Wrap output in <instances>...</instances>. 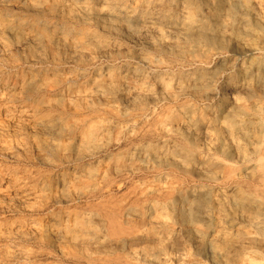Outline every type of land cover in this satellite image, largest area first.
<instances>
[{
    "label": "rangeland",
    "instance_id": "374dc122",
    "mask_svg": "<svg viewBox=\"0 0 264 264\" xmlns=\"http://www.w3.org/2000/svg\"><path fill=\"white\" fill-rule=\"evenodd\" d=\"M177 19H178V16H177ZM203 19L204 18H200V20H203ZM204 21H205V19H204ZM123 23L124 22H122V24L119 23V27H120L119 33L121 36V37L119 36V38H117L118 36L110 35V34H107L106 32L104 33V31H102L100 28H98L95 25H93L94 27L92 25H91V27H89L92 32H95V33L99 34L100 36L102 35L101 37L104 36L103 38H106V40H108V41L110 40V42L112 43V45L115 48L116 47L119 48V49L116 48L114 52H112L111 54L109 53L108 55L107 54H94L91 58H89L91 61L89 59L87 60L85 58L84 59L80 58L78 61L71 62V63H67V62H63V61L54 63V61L50 60L49 59L50 57H49L48 59L45 58L49 61V63L47 60H46L47 62L44 61L45 62L44 63L43 62L44 59L39 61L40 63L37 61H33V62L30 61L29 62V60H25L28 57L27 51H23L21 49L19 50V48H17V46H15L11 42L12 40L10 39V37L7 34H6V36H3V37L0 36V41L4 42L3 45H2V43H0V46L1 47L3 46L2 48L0 47V58L2 55V58L0 60V64H1L0 65V86H3V88L1 90L5 89V88L8 89L10 91L9 95L12 96L14 89L18 91L21 80L23 78L28 77L30 74H36V73L46 77L47 79H53L56 76L64 77V76H68V75H73L77 79L79 77L78 81L81 85L89 86L95 80H102L103 79V81L104 80L108 81L106 74H104V73L107 71H111V69H112V71H118L120 69L125 71V70H128V68L131 70V69H134L135 67H136L135 69L138 70L139 76L144 75L145 77H147L146 81L148 79H150V80H148L147 83H145L143 80H140L136 76L131 75V77L133 78V81H132V78L130 77V75H128L125 78V80L123 81V84H124L123 87H125V88L137 87L138 88L144 84L145 85L151 84L154 86V88L155 87L157 88V86L153 83V79H154V77H156V73H157V76H160V77L162 76L161 78H164V79H167V78L171 79V78H178V77H185V76L186 77H190V76L196 77L197 75H199L200 73L205 71L206 70L205 68L207 67V70L217 71L216 76L213 79V85H212V91H213L212 93L213 94H212V96L209 95V96H205V98H204V97L197 96V95L191 94V93H179L178 91H175L174 92L175 93L174 98L173 97L172 98L166 97L165 98L166 100L165 99L161 100L163 103H161V101L160 102L159 101H155V102L154 101H144L141 105L139 104L138 106L133 105L134 99H132V98H130L131 100L129 98L127 100L126 99H124V100L123 99L105 100V99L97 98V100L95 99L92 102L93 109H84V108L77 109V111H79V115L77 117H74L73 115H71V113H69L68 108H61V107L55 108V106H53V103H54L53 101H55L56 95L59 94V92H62L64 87L57 89L58 93L53 92L54 89H52V92H49V91L45 92L44 91V92H40L38 94L37 93L30 94V95H27L26 97L24 96V98H22L21 100L12 99L11 103L5 104L4 106H6V108H9L10 110H14L15 109L14 106H17V107H16V110L13 111V114L11 116L13 118L15 117L14 118L15 121H14V119H12V121H11V120H8V118H6L4 116H0V120H1L0 125L3 127V130L0 131V137H1L0 138V156H1L0 157L1 158L0 159V190H1L0 191V208H1L0 209V213H1L0 214V250L2 251V252L0 251V260H1L0 264H17V263L18 264H20V263L21 264L22 263L23 264H52V263L53 264H103L107 261H115V262H119L121 264H146V262H147V264H153V263L154 264H157V263L162 264V263L154 261L156 256H155V253L152 252V250L158 246H163L166 253L169 255L171 261L168 262L167 264H188L189 262H190L189 264H255V263L256 264H264V261H263L264 260V244H262V245L261 244H253V243H250L248 241L243 240V237L255 236L258 233L257 223H258V221L264 222V220H263L264 216H256L253 213V211H251V210H238L235 206V203H234L236 198H238V194H239L238 190L240 188H244L245 190L248 189V191H251V190L253 191V189L255 188L254 191H256V192L258 191V193H261V192L264 193V184H262L260 181L258 182V178L256 179V177H254L253 175H248L249 173L247 171V168L257 164V162L259 160V156H257V154H255L253 152L252 147H250V146L247 147V145L242 140L237 139L240 137H236L235 138L236 140H234L231 137V135L229 134V132L227 130V124L224 122V119L228 115L226 110H228V108L230 106L227 103H226V105H224V103H225L224 94H225L226 90L223 88V86L228 87V84L230 81L236 80L241 75L242 71L246 68V66H248L249 64H251L255 61H258L260 59L264 60V56H263L264 50L261 52L262 54L258 53L257 55H254L256 57L246 56L244 58V56L237 54L238 53L237 51L240 50L239 45H241L242 43H245L243 41H248L249 43H253V41H250V39H248V38H245V39L240 38L239 39L237 34H236L237 33L236 31H238V29L241 26L236 25L234 27H230L231 30H227L226 31L227 33L225 32L226 34H223V41L225 42V44L226 43L227 44L225 46H222V48L219 47V49H218V46H213L215 48L214 49L213 47L207 46V47H199L200 48V50H199V48L196 47L195 44L194 45L190 44L187 46V48H185L187 51L186 55L184 57H181L179 60L178 57L168 56L164 52H162V51L160 52V50H156L155 48L150 47L149 43L152 40V38L149 35H151V34L148 35V33L144 32V31H142L143 33L140 32L138 26H136V25L129 27L126 23H124V24ZM125 24H126V26L124 27ZM74 28H75V30H81V29H83V26L81 27V25H79V26L74 25ZM235 28H237V30ZM233 29H235V30H233ZM133 30H135L134 31L135 35L132 34ZM163 31L165 32L166 29H164ZM125 32H127V33L125 34ZM129 35H131V36H129ZM108 36L111 37L112 39L109 38ZM122 36H124V37H122ZM134 36L136 37V39L134 38ZM139 37L144 38V39H140ZM127 38H128V40H127ZM145 38H147V39L145 40ZM129 40H131V41H129ZM136 40H138V41L136 42ZM118 42H119V44H118ZM134 42H135V44H134ZM235 42H236V44H234ZM115 43H117V44H115ZM140 44H141V46H140ZM9 45L11 46L10 48H9ZM263 46H264V41H262V48L264 49ZM150 48H151V50H150ZM232 48H233V50H232ZM5 49H6V51H5ZM185 49H184V51H185ZM187 49L190 51H188ZM127 50H129V52ZM130 50H133V52H131ZM205 51H207L208 54ZM211 51H212V53H211ZM22 52L25 55L21 54ZM188 52H190V54ZM201 52H203V53H201ZM219 52H221V53H219ZM15 53H17V54H15ZM192 53L194 55H192ZM13 54L15 56H13ZM139 54L143 55V56H140ZM21 55L25 59L23 57H21ZM99 55H101V56L98 57ZM144 55L146 56V58L148 57V59L151 60L152 64H150V67L145 66L142 63V59L144 58ZM188 55H190V58ZM16 57H17V59H16ZM109 57H110V59H109ZM201 57H203V58H201ZM217 57L219 58V60H217L218 59ZM94 58H96V60ZM164 58H168V59H164ZM81 59H82V62H81ZM93 59H94V61H92ZM189 59H191V60H189ZM167 60H168V62H167ZM236 60L242 61L241 63H242V66L244 69L242 68V66H234ZM138 61L141 63H139ZM189 61H191V62H189ZM205 61H207V62H205ZM3 62H4V64H3ZM203 62H205V63H203ZM30 63L31 64L33 63V64L30 65ZM156 63H158V64H156ZM12 64H15V65L13 66ZM66 65H69L71 68H69V66H66ZM85 65H87V66H85ZM202 65H204V66H202ZM76 66H77L78 70L76 69ZM98 66L101 68H99ZM171 66H172V68H171ZM192 66H193V68H192ZM224 66H225V68L227 67L226 70H225V68H223ZM18 67H19V69H18ZM156 67H158V68H156ZM185 67H187V69ZM68 69H69V71H68ZM99 69L100 70L102 69V70L99 71ZM19 70H21V71H19ZM98 71H99V73H98ZM68 72H71V73H68ZM81 72H84V74L86 73L85 74L86 78L84 77L83 73L81 75ZM164 73H165V75H164ZM90 74H91V76H90ZM96 75H98V76H96ZM16 76H17V78H16ZM99 76H101V77H99ZM127 78H129V79H127ZM223 79H225V80H223ZM7 87H9V88H7ZM244 93L246 94V96ZM44 94H45V96H44ZM48 94H49V96H48ZM236 96H237L238 104H234V107L239 106V105L240 106L242 105V107H243V105H244V108L246 109V111L248 113H252L253 110H255L257 108L261 110V108H263V106H264L263 105L264 100L261 97H253V98L249 97V93H248V91L244 85H239L237 87ZM246 98H248V100ZM125 100L128 102H126ZM35 101H38V102L33 104V102H35ZM112 101H114V102H112ZM43 102H46V103L50 102V104L43 105ZM196 103H198V104H196ZM128 105H129V107H128ZM245 105H246V107H245ZM261 105H263V106H261ZM126 107H127V110H126ZM186 107H191L192 109H194L196 114H197V118H203L209 122L211 120L213 125H215L214 128L217 130V132L221 136L223 142L226 144L228 151L231 153L232 156L230 158H227L225 155L220 153L218 150H216V149L214 150V148H209L210 147L208 144L209 141L207 143V140H205L201 131L198 132V137H197L198 145H197L196 149H191L190 146H188V144H186L185 142H182V140L177 136H173V135L172 136H165V135L162 136L160 131H157V130H159L158 126H157L158 125L157 123L159 120H162L163 118L169 116L170 111H171V113H170L171 115H177L179 113L180 109L186 108ZM25 108H27V109L33 108V110L36 111L35 113H36V117L38 119H48L49 117L54 118V117H58L60 114H62V115H65L64 117H69L72 120L88 121L91 123V125H96V124L108 125L109 130L103 136H101V140H103V144H104L102 149L100 150L101 153L99 152L95 156H92L93 158L89 157V158H86L85 160H79V161H77V159L74 157V155L68 156L67 158L53 157V158H50L51 160L48 159V161H46V162L41 161L40 157H41L42 153L39 152L38 149H36V147H35L36 141L37 142L38 141L43 142V141H46L48 139V141H50V142H55V143L61 144L62 146H66L70 143L71 136L66 135V136H62V137L58 138L56 136L42 135L38 131H34V130H30V129L28 131V129L24 125H21L22 123L17 122V119L19 117V110L25 109ZM112 108L116 109V114L119 118H113L111 115H109L107 113V111H109ZM122 112H124V114ZM167 112H169V113H167ZM210 113H212V114H210ZM101 114H103V115H101ZM156 115H158V117ZM219 116H220V119H219ZM138 117H140V118L138 119ZM146 119L149 121H147ZM157 119H158V121H157ZM103 121H105V122H103ZM151 121H153V122H151ZM181 121H182L181 117H178L177 118V122H178L177 125L179 127H183L182 124L180 123ZM10 122H11V124H10ZM12 125H13V127L11 128ZM124 125H126L127 127ZM133 125H134V127H133ZM141 125H143V126H141ZM219 125L221 126V128L219 127ZM18 127H20V128L18 129ZM5 129H6V131H4ZM146 129H150V130H146ZM145 131H146V133H145ZM143 133H145V134H143ZM225 133H227L228 135ZM139 137H140V139H139ZM145 137H146V139H145ZM165 138H166V140H165ZM233 141H234V143H233ZM170 143H173V144H170ZM21 144H23V145H21ZM239 145L241 147V153L238 151ZM5 148H9V151L5 152L2 150ZM173 150H178V151L182 152L183 154L190 153L189 157H188V159H189V170L187 172L184 170L178 169V168H175L176 169V171H175V169L171 165L170 161H163L161 163L157 159L158 155L163 154V153L164 154L167 153V155H170ZM236 152H238V153H236ZM132 154H136L137 156L139 155V161L136 164V166L129 167V168H122V169H116L115 168L118 163H121L122 161H124V159L128 155H132ZM251 154H253V155H251ZM215 155L218 159H221V160L223 159L224 161L229 163V165L232 162L231 163L232 167L234 169L236 168L235 169L236 175H234L232 177V179H229V180L222 179V175H225V171L215 170V169L211 168V166L209 164H207V161L211 156L213 158H216ZM9 157H11V158H9ZM106 160H107V162H106ZM37 162H39V163H37ZM155 163H156V165H155ZM238 165H242V166L238 167ZM104 166H110V170L108 172H105ZM54 168H55V170H54ZM74 168H88L92 171L94 169L95 174L99 175V176H95V178L92 180L86 176V177H83L82 179L76 181L72 185L73 187L71 186V189L68 192H66L65 199L61 203L55 202V199L58 198L59 196H61V193H60L61 188L59 187V185L57 183V177L59 175H68L71 178L72 177L71 174H72ZM172 168L174 169L175 172L173 171ZM170 169H172V170H170ZM161 171H163V172H161ZM102 174L106 175V176L104 178H102V176H100ZM237 174H239V175H237ZM236 176H238L239 178ZM133 177H135V178H133ZM155 177H156V179H155ZM186 177H188V178H186ZM14 178H16V179H14ZM98 179H99V181H98ZM193 179H194V181H192ZM217 180L219 181V183H216V182H218ZM23 181L25 184L23 183ZM170 181L171 182L174 181V182L171 183ZM187 181H188V183H187ZM144 182H145V184H143ZM220 182H222L221 185H220ZM232 182H234V183H232ZM164 183L165 184L167 183V184L165 185ZM237 183H239V184H237ZM119 184H120V186H119ZM206 184H208L210 186H208ZM218 184H219V186H218ZM229 184H230V186H229ZM44 185H46L48 188H51V190L45 194H41V195L31 197V198H24L21 196L16 197V195H15L16 191H18V190L20 193H22V192L23 193L24 192L25 193H35L36 191H38V189L41 186H44ZM86 186H88V187H86ZM89 186H91L92 188H89ZM241 186H243V187H241ZM84 187H86V188H84ZM122 187H123V189H122ZM218 190H219V192H218ZM235 190H236V192H235ZM147 191L153 193L154 194L153 198H155L156 200H162V199L164 200L168 196L173 197L172 201H171V205H172L171 209L172 210H170L168 212L162 211V213H164L168 219V222H169V228L168 229H163L158 225L159 220L157 221V218L160 216L161 212L156 213V212L150 210L148 208L149 201H147V200L144 201V196H145L144 193ZM179 192H182V194H183L182 198H179L176 196L177 193H179ZM195 192H203L205 194H208V199L211 203V209L209 210L208 213H204L203 211H201L198 215H193L192 206L194 205V203L196 201L193 193H195ZM217 193L219 196L217 195ZM217 196L218 197L221 196V197L218 198ZM13 197H15V198H13ZM16 198H18V199H16ZM219 199H221V200H219ZM21 201H22V203H21ZM19 202L21 205H18ZM89 202H90V204H88ZM67 203H69V204H67ZM84 203H85V205H84ZM91 203H92V205H91ZM217 204H218V206H217ZM129 205L139 206V207H141L142 211L140 213H137V214H131L127 211V207ZM7 208H8V210H7ZM60 209H62V210H60ZM221 209L224 210V212L222 214L220 211ZM16 210H18V211H16ZM98 211L101 213V215L104 216L103 218H106L107 217L106 215H115L116 214V218L119 220V222L124 227L126 226L125 228L128 227L127 228L128 230L130 229V231H132L133 233L138 235V237H140V238L136 242L129 243L126 245H121V244H117V243L113 242V243H110L109 245H107V247H105V248H99L96 245H87V244L79 246V247H74L71 245V243H69L65 239H61V240L56 241L55 239H51V238L48 239L42 234L41 228L43 226H45L46 224L50 223L51 220H53V219H56L59 221H64V223L66 222V224H69L71 227H73V225H75L78 220L79 221L82 220V217L84 216L85 213H90V212L96 213ZM8 212H10V213H8ZM114 212H115V214H114ZM179 212H182V213L187 214L189 216V220H188V224H187V228H186L187 232L184 230L185 228H184V226H183V224H182V222L178 216ZM29 214H31V215H29ZM234 214H236V215H234ZM154 216H156V217H154ZM228 216H229V218H228ZM226 217L228 220L226 219ZM153 219H155V220L153 221ZM32 220H34V221H32ZM27 221H28L29 225H28ZM19 224H20V226H19ZM134 224H135V226H134ZM140 225H142V226H140ZM30 226H32V227H30ZM95 226L100 228L101 230H103V234H105L104 232L106 230L107 223H105V225H103V223L97 222V223H95ZM144 227H146V228L144 229ZM33 228H35V229H33ZM20 230H22V231H20ZM24 230H26L27 232L26 231L25 232L28 234L23 232ZM254 230H256V231H254ZM29 231L32 233H30ZM36 231L38 232V234ZM195 232L197 233L196 235L194 234ZM219 236H229L231 238H234L235 242L229 248L228 247L227 248H218L216 239ZM105 237L107 238V236L103 235L101 237V239L106 240ZM19 243H20V245H19ZM13 246H15V247H13ZM177 250H179L180 252ZM141 251H148V252L145 255L138 254ZM177 252H179V253L175 254ZM254 252H255V254H254ZM25 253H27V254H25ZM224 253H226V254H224ZM206 255H207V257H206ZM243 255H245V256H243ZM261 255H262V257H261ZM203 256H204V258H203ZM241 260H242V262H241ZM174 261H176V262H174ZM260 262H262V263H260Z\"/></svg>",
    "mask_w": 264,
    "mask_h": 264
},
{
    "label": "bare ground",
    "instance_id": "6f19581e",
    "mask_svg": "<svg viewBox=\"0 0 264 264\" xmlns=\"http://www.w3.org/2000/svg\"><path fill=\"white\" fill-rule=\"evenodd\" d=\"M177 16H178V19H177ZM200 18H204L205 21H204V19L200 20ZM122 22L126 23L129 27L136 25V26H138L140 32L144 31V32L148 33V35L151 34V35H149L152 38V40L149 43L150 47L155 48L156 50H160V52L162 51L168 56L178 57L179 60L181 57H184L186 55L187 51L185 48H187V46L190 44H193V45L195 44L196 47H198V48L199 47H207V46L208 47L218 46V49H219V47L222 48V46H225L227 44V43L225 44V42L223 41V34H226L227 30H231L230 27H234L236 25L241 26L238 29V31H236L237 32L236 34H237L239 39L240 38H242V39L248 38V39H250V41H253V43H249L248 41H243L245 43H242V44L240 43L241 44V45H239L240 50L237 51L238 53L236 52L237 54L244 56V58L246 56L252 57L254 55H257L258 53H261L264 50L262 48V41H264L263 40L264 39V0H0V36L3 37V36H6V34H7L10 37V39L12 40L11 42L15 46H17V48H19V50L21 49L23 51H27V53H28L27 59H25L22 55H21V57H23L25 60H29V62L30 61L39 62L43 59H44L43 62L44 61L47 62L48 61L47 59L50 57L49 59L54 61V63L55 62H62V61L67 62V63H71V62L78 61L80 58H83V59L85 58L88 60L94 54H107V55L109 53L111 54L112 52L115 51V49L117 47L115 48L112 45V43L110 42V40L108 41V40H106V38H103L104 36L101 37L102 35L100 36L99 34L92 32L89 27H91V25L92 26L95 25L98 28H100L102 31H104V33L106 32L107 34L118 36L117 38H119V36H120L119 23L122 24ZM126 24L124 25V27L126 26ZM74 25H78V26L81 25V27L83 26V29L75 30ZM164 29H166L165 32L163 31ZM235 29L237 30V28H235ZM235 29H233V30H235ZM134 31L135 30L132 31L133 32L132 34L135 33ZM126 33L127 32H125V34ZM129 36H131V35H129ZM122 37H124V36H122ZM109 38H111V37H109ZM134 38L136 39L135 36H134ZM140 39H144V38H140ZM146 39L147 38H145V40ZM127 40H128V38H127ZM129 41H131V40H129ZM137 41L138 40H136V42ZM0 43H2V45L4 44L3 41H0ZM115 44H117V43H115ZM118 44H119V42H118ZM134 44H135V42H134ZM234 44H236V42ZM140 46H141V44H140ZM10 47L11 46L9 45V48ZM117 49H119V48H117ZM184 49H185V51H184ZM150 50H151V48H150ZM199 50H200V48H199ZM232 50H233V48H232ZM5 51H6V49H5ZM127 51L129 52V50H127ZM130 51L133 52V50H130ZM188 51H190V50H188ZM205 52L208 54L207 51H205ZM188 53L190 54V52H188ZM201 53H203V52H201ZM211 53H212V51H211ZM219 53H221V52H219ZM15 54H17V53H15ZM21 54L25 55L23 52ZM192 55H194V54L192 53ZM13 56H15V55L13 54ZM100 56L101 55H99L98 57H100ZM140 56H143V55H140ZM188 56L190 58V55H188ZM254 57H256V56H254ZM1 58H2V55H1ZM1 58H0V60H1ZM45 58H47V59H45ZM201 58H203V57H201ZM16 59H17V57H16ZM94 59L96 60V58H94ZM94 59L92 61H94ZM109 59H110V57H109ZM164 59H168V58H164ZM189 60H191V59H189ZM217 60H219V58ZM81 62H82V59H81ZM167 62H168V60H167ZM189 62H191V61H189ZM205 62H207V61H205ZM205 62H203V63H205ZM241 62L242 61L236 60L235 64L234 63L233 64H234V66H242ZM48 63H49V61H48ZM139 63H141V62H139ZM142 63L145 66H149V67H150V64H152L151 60H149L148 57L146 58L145 55H144V58L142 59ZM3 64H4V62H3ZM32 64L30 63V65H32ZM156 64H158V63H156ZM12 65L14 66L15 64H12ZM66 66H69V65H66ZM85 66H87V65H85ZM202 66H204V65H202ZM69 68H71V67L69 66ZM99 68H101V67H99ZM135 68L131 69V70L128 68V70H125V71H123L121 69L118 71H112V69H111V71H107L104 73V74H106L108 81H105V80L103 81V79L102 80H95L89 86L81 85L78 81L79 77L77 79L73 75H68V76H64V77L56 76L53 79H47L46 77H44L40 74H37V73L36 74H30L26 78L22 77L23 79L21 80L18 91L14 89L12 96L9 95L10 91L8 89L5 88V89L1 90L3 88V86H0V116H4V117L8 118V120H11V121H12V119L15 118V117L13 118L11 116L13 114V111L16 110L17 106H14L15 107L14 110H10L9 108H6V106H4L5 104L11 103L12 99L21 100L22 98H24V96L26 97L27 95H30V94H34V93L38 94V93L44 92V91L45 92H47V91L52 92V89H54L53 92H57V89L63 88V87L64 88H63L62 92H59V94L56 95V99H55V101H53L54 102L53 106H55V108L56 107L68 108L69 113H71V115H73L74 117H77L79 115V111H77V109H80V108L93 109L92 102L95 99L97 100V98H101V99H105V100H117V99H123V100L126 99L127 100L128 98L129 99L132 98V99H134L133 105L138 106L139 104L141 105L144 101H154V102L159 101L160 102L161 100L165 99L166 97H169V98L173 97L174 98V96H175L174 92L175 91H178L179 93H191V94H195L197 96H201L204 98H205V96H209V95L212 96V94H213L212 93L213 92L212 91L213 79L216 76L217 71L207 70V67L205 68L206 69L205 71H203L202 73H200L196 77H193V76L186 77L185 76V77L164 79V78H161L162 76L161 77L157 76V73H156V77H154L153 83L157 86V88L156 87L154 88V86L151 84H148V85H145V84L142 85L141 84L142 86H140L138 88L137 87H131V88L123 87V85H124L123 81L125 80V78L128 75H130V77H131V75H134L137 78H139L140 80H143L145 83H147V81L150 80V79H148L146 81L147 77H145L144 75L139 76L138 70H136ZM156 68H158V67H156ZM171 68H172V66H171ZM185 68L187 69V67H185ZM192 68H193V66H192ZM223 68H225V66ZM226 68H225V70H226ZM242 68H243V66H242ZM18 69H19V67H18ZM76 69H77V66H76ZM101 70L99 69V71H101ZM19 71H21V70H19ZM68 71H69V69H68ZM99 71H98V73H99ZM84 72H81V75H82V73L84 74ZM68 73H71V72H68ZM85 74H84V77H85ZM98 75H96V76H98ZM164 75H165V73H164ZM90 76H91V74H90ZM99 77H101V76H99ZM16 78H17V76H16ZM127 79H129V78H127ZM223 80H225V79H223ZM132 81H133V78H132ZM239 85L245 86V88L247 89V91L249 93L250 98L261 97L264 100V60L260 59L258 61H255V62L249 64L248 66H246V68L242 71L241 75L236 80L229 82L228 87L223 86V88L226 90V92L224 94V101H225L224 105H226V103H227L230 106L228 108V110H226L228 115L224 119V122L227 124V130L234 140H236L235 139L236 137H240L237 139L242 140L247 145V147L248 146L252 147L253 152L255 154H257V156H259V160H258L257 164L247 168V171L249 173L248 175H253L254 177H256V179L258 178V182L260 181L262 184H264V106H263L264 103H263V105H261V106H263V108H261V110L257 108L255 110H253L252 113H248L246 111V109L244 108V105H243V107H242V105L234 107V104H238V100H237V96H236V89ZM7 88H9V87H7ZM44 96H45V94H44ZM48 96H49V94H48ZM245 96H246V94H245ZM246 99L248 100V98H246ZM36 102H38V101L33 102V104H35ZM112 102H114V101H112ZM126 102H128V101H126ZM161 103H163V102L161 101ZM46 104H50V102H47V103L43 102V105H46ZM196 104H198V103H196ZM128 107H129V105H128ZM245 107H246V105H245ZM126 110H127V107H126ZM35 112L36 111L33 110V108H30V109L25 108V109L19 110V117L17 119V122L22 123L21 125H24L28 129V131H29V129L34 130V131H38L42 135L56 136L58 138L62 137V136H66V135L71 136V141L69 140L70 143L66 146H62L59 143L50 142V141H48V139L46 141H43V142L42 141H38V142L36 141L35 147H36V149H38L39 152L42 153V155L40 157L41 161L46 162V161H48V159L53 158V157L67 158L68 156H71V155H74V157L77 159V161L85 160L86 158H89V157L91 158L92 156H95L102 149L104 144H103V140H101V136H103L109 130L108 125H104V124L91 125V123L88 121L72 120L69 117H64L65 115H62V114H60L58 117H54V118L49 117L48 119H38L36 117ZM124 112H122V113L124 114ZM107 113L109 115H111L113 118H119L116 114L115 108L110 109L109 111H107ZM167 113H169V112H167ZM170 113H171V111H170ZM170 113H169V116L163 118L162 120L158 121V119H157V121H158L157 126L159 129L157 131H160L162 136L163 135H165V136H172V135L177 136L182 140V142H185L186 144H188V146H190L191 149H196L197 145H198V143H197L198 132L201 131L203 134V137L205 138V140H207V143L209 141V143H208L210 146L209 148H214V150L215 149L218 150L220 153L225 155L227 158H230L232 156L231 153L228 151L226 144L223 142L221 136L219 135L217 130L214 128L215 125H213L211 120L209 122L203 118H197V114H196L195 110L192 109L191 107H186V108L180 109V111L177 115H171ZM210 114H212V113H210ZM101 115H103V114H101ZM156 116L158 117V115H156ZM178 117H181L182 121L180 123L182 124L183 127H179L177 125V123H178L177 118ZM139 118L140 117H138V119ZM219 119H220V116H219ZM14 121H15V119H14ZM147 121H149V120H147ZM0 122H1V120H0ZM103 122H105V121H103ZM151 122H153V121H151ZM10 124H11V122H10ZM124 126H126V125H124ZM141 126H143V125H141ZM12 127H13V125L11 126V128ZM133 127H134V125H133ZM219 127L221 128L220 125H219ZM19 128L20 127H18V129ZM2 130H3V127L0 125V131H2ZM146 130H150V129H146ZM4 131H6V129ZM145 133H146V131H145ZM145 133H143V134H145ZM225 134H227V133H225ZM139 139H140V137H139ZM145 139H146V137H145ZM165 140H166V138H165ZM233 143H234V141H233ZM170 144H173V143H170ZM21 145H23V144H21ZM2 150L5 152H8L9 148H5ZM238 151L241 153L240 145L238 146ZM236 153H238V152H236ZM189 154L190 153L183 154L182 152H180L178 150H173L170 155H167V153H165V154L163 153V154L158 155L157 159L161 163L163 161H170V163L174 167V169L178 168V169H181V170H184L187 172L189 170V159H188ZM251 155H253V154H251ZM215 157H216V155H215ZM9 158H11V157H9ZM138 161H139V155L138 156L136 154L128 155L124 159V161H122L121 163H118L115 168L116 169H122V168L134 167V166H136ZM106 162H107V160H106ZM37 163H39V162H37ZM231 163H230V165H231ZM207 164H209L211 166V168H213L215 170L225 171V175H222V179L229 180V179H232V177L234 175H236L235 174L236 168L234 169L232 167V165L230 166L229 163H227L223 159L221 160V159H218L217 157L213 158L211 156L208 159ZM155 165H156V163H155ZM239 166H242V165H238V167ZM104 169H105V172H108L110 170V166H104ZM172 169H170V170H172ZM174 169H173V171H174ZM54 170H55V168H54ZM89 170L90 169H88V168H74V170L71 174L72 175L71 178L68 175H59L57 177V183H58L59 187L61 188V192H60L61 196L56 198L55 202L61 203L66 197V192H68L71 189V186L76 181H78V180H80L86 176L91 180L94 179L95 176H99V175L95 174L94 169H93V171L92 170L89 171ZM175 171H176V169H175ZM161 172H163V171H161ZM237 175H239V174H237ZM100 176H102V178H104L106 175L102 174ZM236 177H238V176H236ZM133 178H135V177H133ZM186 178H188V177H186ZM14 179H16V178H14ZM155 179H156V177H155ZM98 181H99V179H98ZM192 181H194V179ZM172 182H174V181H172ZM23 183H24V181H23ZM187 183H188V181H187ZM216 183H219V181ZM221 183L222 182H220V185H221ZM232 183H234V182H232ZM239 183H237V184H239ZM143 184H145V182ZM206 185H208V184H206ZM119 186H120V184H119ZM208 186H210V185H208ZM218 186H219V184H218ZM229 186H230V184H229ZM86 187H88V186H86ZM86 187H84V188H86ZM241 187H243V186H241ZM89 188H92V187L89 186ZM122 189H123V187H122ZM254 189H253V191L251 189H250L251 191H248V189L245 190L244 188H240L238 190V193H239L238 198H236V200L234 202L235 206L238 210H251V211H253V213L256 216H264V193H262V192H261L262 194L258 193V191L256 192V191H254ZM50 190H51V188H48L46 185H44V186H41L38 189V191H36L35 193H25V192L20 193L18 190V191H16L15 195H16V197L21 196L24 198H31V197H35V196H38L41 194H45V193L49 192ZM218 192H219V190H218ZM235 192H236V190H235ZM144 194H145L144 201H146V200L149 201V206L147 205L148 203L146 204L148 206V208L150 210L156 212V213L161 212L160 216L157 218V221L159 220L158 225L163 229H168L169 228V222H168L166 215L164 213H162V211L168 212V211L172 210L171 209V206H172L171 201H172L173 197L168 196L164 200L163 199L162 200H156L155 198H153V196H154L153 193L147 191ZM193 195L196 199L194 205L192 206L193 215H198L201 211H203L204 213H208L209 210L211 209V203L208 199V194H205L203 192H195V193H193ZM217 195H218V193H217ZM176 196L179 198H182L183 194H182V192H179V193H177ZM220 197H218V198H220ZM13 198H15V197H13ZM16 199H18V198H16ZM219 200H221V199H219ZM21 203H22V201H21ZM67 204H69V203H67ZM88 204H90V202ZM18 205H21L20 202ZM84 205H85V203H84ZM91 205H92V203H91ZM217 206H218V204H217ZM7 210H8V208H7ZM60 210H62V209H60ZM16 211H18V210H16ZM127 211L131 214H137V213H140L142 211V209L139 206L129 205L127 207ZM220 211H221V214L224 212V210H222V209ZM8 213H10V212H8ZM114 214H115V212H114ZM178 214H179L178 216H179V218H180V220H181V222L185 228L184 230L186 231L189 216L187 214L182 213V212H179ZM29 215H31V214H29ZM234 215H236V214H234ZM106 216H107L106 218H103L104 216L101 215V213L99 211L96 213L95 212L85 213L84 216L82 217V220L81 221L78 220L77 223L75 225H73V227H71L69 224H66V222L64 223V221H59V220L53 219V220H51L50 223L43 226L41 228V231H42V234L48 239L51 238V239H55L56 241L61 240V239H65L66 241L71 243V245L74 247H79V246L87 244V245H96L99 248H105V247H107V245H109L110 243H113V242L117 243V244H121V245H126L129 243H134L140 238V237H138V235H136L135 233L130 231V229L128 230L127 229L128 227L125 228L126 226L124 227L119 222V220L116 218V214L115 215H106ZM154 217H156V216H154ZM228 218H229V216H228ZM226 219H227V217H226ZM154 220L155 219H153V221ZM32 221H34V220H32ZM97 222H101V223H103V225H105V223H107L106 230L104 232L105 234H103V230H101L100 228L95 226V223H97ZM27 223H28V221H27ZM28 225H29V223H28ZM19 226H20V224H19ZM134 226H135V224H134ZM140 226H142V225H140ZM257 226H258V233L256 235L254 234L255 236L243 237V240L248 241V242L253 243V244H261V245L264 244V222L258 221ZM30 227H32V226H30ZM145 228L146 227H144V229ZM33 229H35V228H33ZM22 230H20V231H22ZM25 231L26 230H24L23 232H25ZM254 231H256V230H254ZM30 233H32V232H30ZM26 234H28V233H26ZM37 234H38V232H37ZM194 234L196 235L197 233L195 232ZM103 235L107 236V238L105 237L106 240L101 239V237ZM216 242H217L218 248H227V247L229 248L231 245L234 244L235 239L231 238L229 236H219L216 239ZM19 245H20V243H19ZM13 247H15V246H13ZM148 251H141L138 254L145 255ZM177 251H179V250H177ZM152 252H154L155 256H156L154 259L155 262L167 264L168 262L171 261L169 255L166 253L163 246L156 247L155 249L152 250ZM179 252H177L175 254H178ZM25 254H27V253H25ZM224 254H226V253H224ZM254 254H255V252H254ZM245 255H243V256H245ZM206 257H207V255H206ZM261 257H262V255H261ZM203 258H204V256H203ZM174 262H176V261H174ZM241 262H242V260H241ZM260 263H262V262H260ZM103 264H121V263L115 262V261H107ZM146 264H147V262H146Z\"/></svg>",
    "mask_w": 264,
    "mask_h": 264
}]
</instances>
